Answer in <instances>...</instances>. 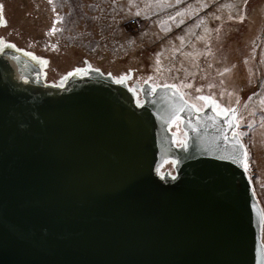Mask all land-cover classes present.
<instances>
[{
    "label": "rangeland",
    "instance_id": "obj_1",
    "mask_svg": "<svg viewBox=\"0 0 264 264\" xmlns=\"http://www.w3.org/2000/svg\"><path fill=\"white\" fill-rule=\"evenodd\" d=\"M0 5V167L46 164L74 111L94 106L118 132L139 138L140 148L131 149L144 166L140 140L146 144L151 182L164 188L152 200L156 210L146 206L156 223L143 225L154 230L131 229L147 233L146 250L165 254L171 242L163 212L200 194L205 170L210 218L229 215L235 205L236 250L251 264L255 236L254 264H264V0ZM144 203L139 192L143 209ZM142 254L141 264L150 262ZM107 264H139V245L129 259L110 255Z\"/></svg>",
    "mask_w": 264,
    "mask_h": 264
},
{
    "label": "water",
    "instance_id": "obj_2",
    "mask_svg": "<svg viewBox=\"0 0 264 264\" xmlns=\"http://www.w3.org/2000/svg\"><path fill=\"white\" fill-rule=\"evenodd\" d=\"M93 107L74 111L46 164L0 167V264H107L110 255L129 259L130 248L144 242L146 236L131 234L128 220L135 229V218L126 220L122 193L109 186L131 165L127 142L134 141ZM203 178L200 194L163 212L171 245L164 255L156 246L148 250L151 260L144 264H245L231 227L239 210L232 204L229 215L212 220ZM110 237L116 241L108 243ZM254 248L255 236L247 253L251 264Z\"/></svg>",
    "mask_w": 264,
    "mask_h": 264
},
{
    "label": "flooded vegetation",
    "instance_id": "obj_3",
    "mask_svg": "<svg viewBox=\"0 0 264 264\" xmlns=\"http://www.w3.org/2000/svg\"><path fill=\"white\" fill-rule=\"evenodd\" d=\"M167 129V128H166ZM167 138L165 136L164 139H168L169 142H171V135L168 132L167 134ZM127 142V141H126ZM140 144L146 146V144H144V142L142 140H140ZM134 143L140 148L139 146V138H136V140H134ZM128 147L130 149L131 152V157H132V163L129 167H127V171L125 172V174L121 177H119L118 179H110L109 180V186L112 190L118 191L120 193H122L123 198L125 199V205L126 208L123 211L124 212V216L126 217V220L128 219H133L135 218V224L136 226L135 229H143L145 231H153L155 228V225L151 226V227H147L145 225H143V223L145 224H152L153 222H151L153 219H151L150 217H152V214L150 212H148L146 210V206L147 207H151L153 211L156 210V206L154 204V206L152 205V200L154 198V196L156 194H158L159 189H164V188H159L157 187L155 184H153V182H151V177H152V173H154V166L152 165V161H151V157L150 156H146L144 154V151L141 148L140 151V157L142 158H148V162L147 165H143L142 162H139V155H134L133 154V150L131 149V146L128 142ZM216 151V150H215ZM206 153V151H204V153L202 154V158H201V165H202V159H203V163L205 165L206 163V157L204 156V154ZM217 157V155H216ZM167 171V170H166ZM168 172V171H167ZM207 172V171H206ZM187 173H188V167H187ZM203 174V176H205V170L204 172L201 173V175ZM206 181L203 178L201 186L202 187H206L205 186ZM157 189V190H156ZM139 192L142 193V195L145 197V200L147 201V203H144L145 209H143V207L139 206ZM128 211L130 212V214H128ZM131 217V218H130ZM129 222V229H134L133 226H131V224L133 223V220H128ZM167 227V225H166ZM145 231H142V234L139 235V240L146 236L144 242L143 241H139V264H141L142 260H143V254L142 253H146L148 254V250H146L145 245H146V241L148 239L147 237V233H145ZM138 236V235H137ZM111 249H113L114 251H116V247H110ZM136 250V248L134 249ZM154 253V252H153ZM156 254V253H154ZM159 260V256L157 257ZM161 262V258L159 260L158 263Z\"/></svg>",
    "mask_w": 264,
    "mask_h": 264
},
{
    "label": "snow or ice",
    "instance_id": "obj_4",
    "mask_svg": "<svg viewBox=\"0 0 264 264\" xmlns=\"http://www.w3.org/2000/svg\"><path fill=\"white\" fill-rule=\"evenodd\" d=\"M247 2V0H245V3ZM3 8V5H0V9H2ZM5 23H6V21H5ZM8 46H10V47H15V45L13 44V45H7V44H5V47H8ZM77 71H80V69H77ZM120 82H123V81H120ZM174 87V86H173ZM201 99H207V98H205V97H201ZM224 111H231V109H225ZM247 153L245 152V155H246Z\"/></svg>",
    "mask_w": 264,
    "mask_h": 264
},
{
    "label": "crops",
    "instance_id": "obj_5",
    "mask_svg": "<svg viewBox=\"0 0 264 264\" xmlns=\"http://www.w3.org/2000/svg\"><path fill=\"white\" fill-rule=\"evenodd\" d=\"M260 208H261L262 214L264 215V208H262V206Z\"/></svg>",
    "mask_w": 264,
    "mask_h": 264
}]
</instances>
